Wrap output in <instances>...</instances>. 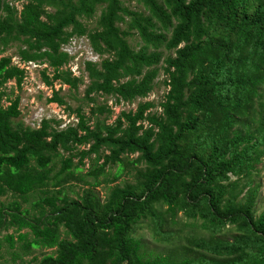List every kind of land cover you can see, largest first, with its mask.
I'll use <instances>...</instances> for the list:
<instances>
[{
    "label": "trees",
    "instance_id": "trees-1",
    "mask_svg": "<svg viewBox=\"0 0 264 264\" xmlns=\"http://www.w3.org/2000/svg\"><path fill=\"white\" fill-rule=\"evenodd\" d=\"M9 1H22L20 11ZM134 1L144 12L120 0H0V102L4 84L15 80L19 88L24 78V69L2 56L12 42L20 43V62L52 69L51 76L41 71L46 85L77 89L82 79L64 69L70 57L61 50L73 36H85L101 58L84 62L90 116L111 113L95 105V96L114 97L116 104L144 99L160 70L168 88L160 113L150 111L152 102H139L110 124L89 125L77 108L76 124L60 130L54 119L33 129L14 126L19 97H6L8 105L0 103V234L13 229L3 237L9 248L12 235L24 250L55 248L38 264H264V211L255 215L258 185L251 181L264 156V0ZM98 9L97 27L88 31L81 20ZM58 92L47 102L66 105ZM85 158L93 164L83 180ZM128 165L133 182L108 188L101 200L94 188L117 180ZM106 166H116L111 177ZM71 180L89 186L75 199L64 190ZM35 192L40 197L31 207L38 216L29 217L21 204ZM6 195L8 203L1 200ZM178 213L201 220L209 237L181 245L174 230L188 224ZM144 220L166 242L165 253L147 251L131 236ZM227 226L234 233L225 239L218 234Z\"/></svg>",
    "mask_w": 264,
    "mask_h": 264
},
{
    "label": "rangeland",
    "instance_id": "rangeland-1",
    "mask_svg": "<svg viewBox=\"0 0 264 264\" xmlns=\"http://www.w3.org/2000/svg\"><path fill=\"white\" fill-rule=\"evenodd\" d=\"M8 1V0H2ZM123 7L134 11L144 12L141 5L137 4L134 0H120ZM9 4L14 6L17 11H20L22 1H9ZM100 10L98 9L93 18L82 19V23L86 26L88 31H91L97 27V19L99 17ZM146 14V12H145ZM124 25L121 24V27ZM132 48L136 49L138 47V38L132 36L128 38ZM19 42H12L2 54V56H9L11 62L17 65L19 68H23L24 78L20 87L16 86L15 80H10L6 82L3 86V90L6 96L1 100V104L6 107L8 105V99H14L19 97V110L20 115L17 119H13V125L21 123L24 127L37 128L42 119H54L58 121V125L52 124L57 129H64L66 126H74L77 122L75 117V110L81 108L85 116L89 118V125H93L96 120L105 119L106 123H112L118 116L120 111H134L139 102H152L154 104L151 112H161L159 104L163 101L164 95L167 93L168 88L162 83L164 80V75L162 70L159 71L157 77L154 80V86L152 91L144 99H136L131 103L120 102L115 103L114 97L105 96H95V105H107L111 113L106 117V114H98L90 116V109L94 103L88 102L84 98V90L87 87L89 80L87 73L84 71V62L99 63L100 57L96 55L89 46L88 40L85 36L76 37L73 36L67 44L61 47V50L68 54L70 57L68 64L64 69H68L72 76L80 77L82 79L81 84L78 85L77 89H70L67 85H62L58 82L53 83V86H48L44 83L41 77V71L46 69V74L51 76L52 69L47 67L46 64H41L35 67L24 66L19 62V57L17 55ZM164 54H167L164 52ZM160 66V65H159ZM52 91H59V95L63 98L66 105H57L55 103L47 102V99L51 97ZM67 107L70 110H67ZM254 128V124H251V130ZM88 147V146H87ZM86 147V148H87ZM84 149V147H79V150ZM67 156L66 153H64ZM137 154L129 157V160H134ZM93 155H91V158ZM78 159H74L73 162H77ZM259 164H257L255 171L252 172L251 181L253 186L258 185L257 196L255 198L254 211L257 216L259 213L264 211V156L260 158ZM102 163V159L98 161V164ZM58 168V162H56ZM91 161L88 158L83 159V165H81V173L79 175L83 176V180L87 179L85 177L86 172L91 167ZM140 167L142 165H136ZM116 171V166H106L105 172L112 176ZM134 167L128 165L123 174L114 182L103 183L100 186L94 188L101 200H103L108 192V188L115 185H121L124 182H133ZM102 177H100L101 179ZM83 180L75 181L71 180L68 185L65 186L64 190L69 198H77L84 189L89 186L83 183ZM247 189V188H246ZM245 189V190H246ZM244 190V192H245ZM244 194V193H243ZM40 197L38 192L32 193L28 197V202L21 204L22 208L29 210V217L38 216V210L31 207L32 202L36 201ZM4 203H8L12 200L10 195L1 197ZM180 220L183 224H188L180 231L179 229L174 230L173 237L180 239V244L185 245L186 240L189 239H207L210 235L209 231L201 226V220H189L178 213ZM231 227H226L220 234L222 238H230L234 233ZM13 229L8 231H2L0 234V264H38V261L44 255L54 254L55 248H42V247H31L28 250H24L21 243L14 236V246L13 248L8 247V243L4 240V236L12 233ZM21 232H27L26 241L32 239V235L28 229H24ZM217 235V234H216ZM131 236L135 239H139L146 245L147 251H152L154 253H160L166 250V242H162L158 235H155L152 224L148 220L140 221L133 227ZM64 236V231L61 229V238Z\"/></svg>",
    "mask_w": 264,
    "mask_h": 264
},
{
    "label": "built area",
    "instance_id": "built-area-1",
    "mask_svg": "<svg viewBox=\"0 0 264 264\" xmlns=\"http://www.w3.org/2000/svg\"><path fill=\"white\" fill-rule=\"evenodd\" d=\"M19 62H20V60H19ZM20 63H22L24 66H31V67H35V66H38L39 64L38 63H36V62H32V61H28V62H25V63H23V62H20ZM17 66V65H16ZM23 69V68H22Z\"/></svg>",
    "mask_w": 264,
    "mask_h": 264
}]
</instances>
